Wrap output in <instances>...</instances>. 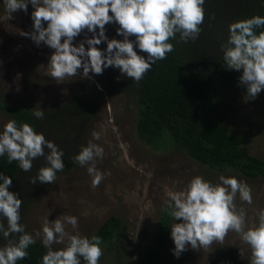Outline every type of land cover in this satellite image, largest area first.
<instances>
[{"label":"clouds","instance_id":"9594fccd","mask_svg":"<svg viewBox=\"0 0 264 264\" xmlns=\"http://www.w3.org/2000/svg\"><path fill=\"white\" fill-rule=\"evenodd\" d=\"M4 4L9 19L19 10L27 14L31 4L33 30L21 31L20 35L36 46L43 43L54 50L47 75L58 83L78 75L91 80L90 73L102 75L106 68L114 67L138 84L158 60L174 51L170 40L179 34V42L195 41L205 19V0H4ZM111 23L119 25L116 32L123 40L106 36L105 26ZM257 29H264V16L233 22L227 40L221 44L225 69L242 71L239 86L246 88L245 102L255 100L264 90V30ZM82 33L85 38L75 45L73 41ZM133 36L135 40H130ZM102 42L107 43L104 50L97 47ZM136 48L147 57L139 55ZM33 116L42 120L44 112L36 110ZM93 136L99 139L98 134ZM5 155L9 164L17 162L24 172L32 171L33 160L44 158L46 166L29 177L32 185L54 184L57 172L65 168L64 152L54 142L27 123L18 126L15 120H9L0 131V157ZM103 155L102 147L89 143L72 157L81 167L90 165L87 171L93 177V188L104 179L93 163ZM12 182L11 177L0 174V236L5 241L0 246V264H17L27 258V249L36 243V237L47 250L41 264H99L102 238L66 231V224L78 227L75 216H66L63 221L46 219L36 237L27 233L20 223L22 200L18 193L9 191ZM237 196L243 203H253L252 189L246 182L223 175L215 184L195 176L184 190L170 192L164 212L180 221L171 226L174 257L178 259L189 247L206 250L214 243L223 244L234 232L248 246L250 264H264V209L256 214L258 223L249 226L244 209L237 210ZM55 244L64 247L54 249Z\"/></svg>","mask_w":264,"mask_h":264},{"label":"rangeland","instance_id":"374dc122","mask_svg":"<svg viewBox=\"0 0 264 264\" xmlns=\"http://www.w3.org/2000/svg\"><path fill=\"white\" fill-rule=\"evenodd\" d=\"M32 11L29 4L27 14L19 10L9 19L4 0H0V102L32 112H47L55 103L82 92L85 85L102 88L106 69L102 75L90 73L93 82L78 75L58 83L47 75V64L54 50L43 43L36 46L30 38L20 35L21 31L33 30ZM105 27L109 39L123 40L116 32L118 24ZM86 35L91 37V33ZM84 38L85 33H82L73 43L78 45ZM97 47L104 50L107 43L102 42ZM241 74L242 71L238 72L227 82L210 84L212 113L247 147L249 154L264 160V90L255 100L245 102L248 97L246 88L239 86ZM135 121L133 96L116 92L101 97L84 128L78 150L89 143L103 148V158L93 163L104 174V179L93 188V177L87 171L90 165L81 167L74 163L57 173L54 184L36 186L20 210V223L27 233L36 237L46 219L63 221L66 216H75L78 227L73 229L66 224V231L89 238L107 217L116 216L126 229L111 238L110 248L101 245L103 256L99 264H137L155 234L159 213L169 202L168 194L184 190L195 176H202L213 184L221 175L246 182L252 189L253 203H243L237 196V210L244 209L249 226L258 223L256 214L264 209V177L250 179L230 170L215 172L180 149H152L138 138ZM7 122L0 110V131ZM93 133L98 134L99 139H95ZM175 222L180 221L170 220L169 234L157 246L161 264L250 263L248 246L234 232L228 234L223 244L214 243L206 250L189 247L177 259L172 253L175 245L170 235ZM4 243L0 236V246ZM36 243L42 245L40 237H36ZM63 247L53 245L54 249Z\"/></svg>","mask_w":264,"mask_h":264},{"label":"trees","instance_id":"16d2710c","mask_svg":"<svg viewBox=\"0 0 264 264\" xmlns=\"http://www.w3.org/2000/svg\"><path fill=\"white\" fill-rule=\"evenodd\" d=\"M203 7L205 19L199 37L184 43L179 42L177 34L176 39L169 41L174 51L168 53L166 59L158 60L138 84L125 78L119 69L109 67L102 88L85 85L82 92L55 103L44 112L42 120L26 108L1 102L0 110L8 121L15 120L18 126L27 123L54 142L64 152L62 159L66 169L75 163L72 157L79 153L78 145L97 102L110 93L122 92L135 100L136 134L148 147L180 149L215 172L230 170L250 179L264 177V160L249 154L247 147L214 116L209 95L212 82H227L238 74L226 70L223 65L221 44L229 36V25L254 15L264 16V0H205ZM260 30L264 29H257V32ZM134 50L147 57L138 48ZM42 166H46L44 158H37L33 160L32 171L24 172L17 162L9 164L6 155L0 157V174L12 178L9 191L18 193L22 206L28 201L30 192L40 185L39 182L30 184L29 177ZM164 208L159 213L151 243L137 264H161L157 246L169 234L172 219ZM125 229L116 216H109L99 224L93 236L101 237V245L110 248L111 238ZM27 251L28 257L17 264H41L47 250L35 243Z\"/></svg>","mask_w":264,"mask_h":264}]
</instances>
